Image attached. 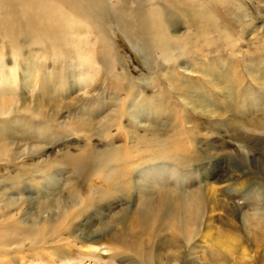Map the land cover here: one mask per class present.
<instances>
[{
	"label": "bare ground",
	"instance_id": "bare-ground-1",
	"mask_svg": "<svg viewBox=\"0 0 264 264\" xmlns=\"http://www.w3.org/2000/svg\"><path fill=\"white\" fill-rule=\"evenodd\" d=\"M151 2L0 0V72H10V76L5 79L0 75V122L19 111L26 115L29 124H45L39 127L42 130L49 128L52 136L60 130L63 136L70 134L69 137L73 139H81L87 149H93L90 142L94 137L105 140L108 145L107 149L94 150L93 155L87 156L81 151L70 157V162L64 161V167L71 172V180L62 188L52 185L53 181H48L49 187L42 192L48 196L45 200L33 199V204L28 203L25 208L22 206L24 200L18 204L10 197L2 198L0 264H11L9 258L16 253L21 254L24 249L38 252L46 251L48 246L52 249H70L76 239L90 242L93 247L103 246L105 252L110 251V257L119 258L120 253L123 256L130 253L136 257L137 264H153V253L156 251L158 255V251L165 248L172 251L173 263L176 264L180 248L190 247L196 235L203 239L206 253L213 262L226 264L235 256L238 233H234L237 235L235 236L225 233V230H216L211 216L205 225V231L199 233L204 209L202 188L191 192L184 177L178 179L173 175L177 167H190L192 164L189 165V162L197 160L190 159L189 156L194 152L191 143L197 135L198 125L188 126V123L193 122L199 111L210 116L216 114L213 109L210 110L209 105L213 101L216 78H222L225 72L234 73L229 79H222V84L234 91V106L238 109L245 108L251 102L254 105L259 103V95L243 85H246V80L248 82L246 73L249 70L255 74L263 73L259 67L263 56L260 58L257 55L262 51L259 48L253 49L249 63L243 61L245 57H240L237 61L242 33H236V25L241 18H245L242 12L244 8H241L242 3L239 1ZM131 3L135 6H131ZM230 10H234L233 14L225 17V13ZM177 13L184 14L185 32L188 34L177 35L178 21H174ZM112 26L122 32L130 44L143 54L145 66L150 73L147 88L153 90L152 95L145 94L141 86H138V80H132L123 66L124 61L109 34ZM29 58L34 61L32 64H28ZM198 60L202 62L197 64ZM184 63L191 64L188 68L195 73L202 71V76L195 81L196 85L198 81L201 88L191 92L195 95L191 101L177 96L179 104L174 103L176 112L170 114L166 111L167 106L172 104L169 100L170 89L174 91L181 83L180 78L185 77L182 75ZM245 63L248 64V71L240 73L239 69ZM27 65L28 68H25ZM119 65L123 67L118 73ZM6 66H9L8 69ZM21 67L26 70H20V75L18 69ZM169 71L173 73V79L167 75ZM89 74L90 77L87 78ZM75 75L86 78L80 83L98 81L103 86V89L94 91L95 101L89 109L93 116L105 115L102 121L95 122L89 115L83 121H71L62 126L55 116L59 111L69 112L74 109L75 102L65 105L64 109L53 110V115H50L46 113L44 99L39 100L35 96L32 103L28 97L23 100L16 97L22 76L28 79L29 86H33L34 90L36 87L42 88L46 80H50L51 84L57 83L62 95L67 94L78 82ZM248 75L253 83L261 81L255 78L256 75ZM5 80L12 85L9 90L3 88ZM101 92H108L109 100L112 101L104 112L102 104L105 102L101 99ZM57 99L58 96L50 99L49 103ZM259 111L262 112L260 119L254 118L246 122V130L257 133L254 143L261 144L241 147L237 155L241 162L258 168L264 176V107ZM80 112L87 115L83 108ZM143 119L152 120L155 127L146 125L148 135L138 136L135 131L145 127L140 125ZM125 122L130 123L132 128L127 127ZM75 123L79 124L76 126ZM237 137L241 140L243 138L240 135ZM116 142L121 143L116 145ZM143 143L149 151L143 146L140 148ZM43 147L42 143L32 145L30 149L27 148L30 151L28 155H35ZM255 151L257 155L248 156L247 152ZM18 153L0 142V168L12 165ZM135 157H140L141 160H136ZM171 163H175L177 167ZM228 168L233 172L237 170L236 166L234 169L232 166ZM50 170L52 169L49 168L48 171ZM31 183L36 186L38 184L34 181ZM22 185L24 183L19 182L15 186L19 188ZM240 188H232L231 192L225 194L223 209L230 217L242 208L237 204L238 200L246 201L245 196L238 193ZM210 191L215 193L214 189ZM254 191L257 192L255 189ZM114 199H133V207L110 214L107 222L100 221L97 224L90 221L91 216L87 215L93 209H101L104 205L110 207L114 204ZM260 202V199H256L251 204L260 205ZM23 209L27 210L26 214L22 212ZM32 210L37 213L35 218H31L34 217ZM21 212V215H27L25 224L20 222ZM211 212H214L213 208ZM42 213L46 216L42 217ZM261 215L256 210L253 219L250 218L247 222L256 220L257 224ZM84 218L92 226L84 224ZM94 224L96 229L92 231ZM76 231H81L84 236H74ZM155 263L162 264L161 260Z\"/></svg>",
	"mask_w": 264,
	"mask_h": 264
},
{
	"label": "rangeland",
	"instance_id": "rangeland-1",
	"mask_svg": "<svg viewBox=\"0 0 264 264\" xmlns=\"http://www.w3.org/2000/svg\"><path fill=\"white\" fill-rule=\"evenodd\" d=\"M151 1V3L154 2V0ZM236 1L242 3L240 4L242 6L241 8L245 9H242L245 18H241L236 25V33H242L240 36L242 38L239 42L240 45L238 44L240 53L236 55L237 61H239L240 57H245L243 61L249 63L251 58L250 54H252L251 51H253V49L259 48L262 51L261 54L257 55H259L260 58L261 55L263 56V62L259 66L260 71L263 73L255 74L249 70V72L246 73L248 76V82L246 80L244 82L246 85H243L244 87L248 86V88L255 92L256 95L258 94L260 101L256 105L251 102V104H248L245 108L241 109L240 107L238 109L234 106L236 102V97L233 96L234 91L230 87L225 88L222 84V79H229L234 73L225 72L222 78H216L215 82L217 83L213 86L215 92L213 101L209 104L211 106L210 110L213 109V112H216V114L214 116H210L208 113L199 111L193 122L188 123V126L198 125V129L196 131L197 135L191 143L194 152L190 153L189 156L190 159L197 160L192 163H190V161L189 165H192L184 168L177 167L175 163L171 164L178 168L173 176L178 179L184 177L189 191L194 192L198 190V188H202L204 209L201 213L202 220L200 221L201 223L198 228L199 233L200 231L202 232V230L205 231V225L211 218V222L213 223L212 225L216 230H225V233H232V235L238 233V236L235 235L237 236V240L239 239L238 241L236 240V254L233 258L229 259L226 264H264V176L258 168L241 162L237 155V151L241 147H247L248 145L252 147L254 145L258 146L261 144V142L260 144L254 143V137L257 136V133L248 132L246 130V125L254 118L260 119L262 112L259 110L264 107V0ZM134 3H131V6H135ZM233 12L234 10H230V12L225 13V17H230ZM174 19L173 20L175 22L178 21V28L176 26L177 35H184L185 33L188 34V32H185L184 14L177 13L174 16ZM7 22L10 23L9 20H7ZM241 28H244V33ZM110 31L112 32H109L111 39L114 41L120 58L124 61L123 66L130 74L131 79L138 80L137 84L138 86H141L140 88L141 90H144L143 92L145 94L152 95L153 90L147 88L150 82V73L147 71L145 66L143 54L137 48L132 46L129 40H127L122 32H120L116 27L112 26ZM4 46L5 45H3L2 48H4ZM27 61L28 64H32L34 62L30 58ZM201 62L202 61L200 60L196 61L197 64H200ZM247 63H245L246 66L244 65L242 66V69H239L241 71L240 73L248 71ZM234 65H236V63H234ZM123 66L119 65L117 67L118 73L121 71ZM189 66H191V64L189 65L184 63V74L182 75H185V77L183 76V78H180L181 83L178 84L177 88L175 87L174 91L173 89H170L171 95L169 100L172 104L168 105V108L166 109V111H169L170 114L176 112L174 106L179 104L177 96L180 95V98L191 101V98L195 96L194 93L191 94V92L201 88L198 81L197 85L195 81L197 78L202 76V71L197 70L198 72L195 73L188 68ZM8 67L9 66H6L7 69ZM22 67L18 69L19 74L21 73L20 70H26ZM25 68H28V65L25 66ZM7 71L0 72L3 79H5L6 76H10V72ZM248 74L256 75L257 77L255 78L261 81L257 80V82H251ZM167 75H169L171 79L174 78L173 73L170 71ZM75 76H77L76 78L78 79V82L74 84V87L71 88L67 94L63 93L62 95L60 94L61 90H58L57 83L51 84L50 80H46L41 86L42 88L36 87L34 90L33 86H29L27 82L28 79L25 76H22L20 78L21 81L18 84L20 87L17 91L16 97L21 100L28 97L32 103L36 97L39 100L44 99V105L47 106L46 113L50 115L53 113V110L58 111L64 109L65 105H71L75 102L74 109H71L69 112L59 111L57 116H55L56 119L58 118V122L62 126L71 121H83L89 115L95 120V122H99V120L102 121L105 115L98 117L93 116V112L89 109L92 106V102L95 101L94 96H96V94L94 91L96 89L100 90V88L103 89V86H101L98 81L93 83L88 82L87 84L80 83L79 81H85L86 78L83 79V77L78 75ZM88 77H90V74L87 75V78ZM234 84H236V82ZM11 86L12 85L11 83L9 84L8 80H5L3 83V88L7 90H9ZM243 86L241 89L244 88ZM43 88L44 90H42ZM56 88L57 92H55ZM106 89L108 90V88ZM180 90L181 92H179ZM7 92L8 91H6V93ZM108 92H101V99L105 102L103 103L101 101V103H103V112L107 111L108 105L111 106L112 103V101L110 102L109 100L110 95ZM57 96L58 99L56 101L49 103L50 99ZM82 108L87 111V115L80 112ZM11 115L12 116H10L9 119H1L0 142L12 147V151L19 153L18 156L14 158V163L12 165L0 168V201L2 198L10 197L13 201L20 204V202L24 200V205L22 206L26 208V204H33V199L35 200L37 198H41L45 200L48 196L42 194V192L44 189L49 187L48 185L50 183H48V181L51 180L53 181L52 185L56 184L58 188H62L65 183L71 180V172L69 171V168L64 167V161L65 163L70 162V157L77 155V153L81 151H83L85 155L90 156L93 155L94 150L108 148L105 140L94 137L90 142L93 149H87L81 139H79L80 141L77 140L78 138L73 139V137H69L70 134H65L63 136V132L55 128L59 134L56 131L57 135L55 134L52 136L50 135L49 128L47 130H42V128L39 127V125H45L42 122L29 124L28 118L22 112L18 111L16 114ZM151 116H154V114H151ZM125 123L127 127L132 128L130 123ZM125 123H123V126ZM78 124L79 123H75L76 126ZM140 125L141 127H145L136 129L135 132L138 136L144 134L148 135L146 130L148 129V126L151 125V127H155L150 119L147 121L144 119L141 120ZM28 126H30V128H28ZM142 131L144 133H142ZM236 134L243 137L242 140L239 139ZM38 137H43L44 139L40 140ZM136 142L133 143L136 144ZM36 143H42L44 145L43 149H40L35 155H28L30 151H28L27 148L30 149V147ZM120 143L121 142H116V145H119ZM142 146L143 148H147L145 143H143L140 148H142ZM147 149L149 151V148ZM182 152L183 150L180 153ZM247 153L248 156L251 157L254 156V154H258L257 151L254 153ZM135 159L141 160L140 157H135ZM228 165L232 166L233 169L234 166H236L237 170L235 172H233V170L230 171ZM49 168L52 170L48 171ZM27 174H29V177ZM32 181L38 183L37 186L33 185V183H31ZM19 182L24 183V185L19 186L18 188L15 185ZM235 187H241L238 193L239 195H244L246 201L243 202V200H238L237 204L242 206V208L239 211H236L234 213L235 215L230 217L223 209V205L225 203L224 198H226L225 194L231 192L232 188ZM210 189H214L215 193L210 191ZM254 189L257 190V192H255ZM256 199H260L261 204L253 206L251 203ZM114 201L115 199L112 202ZM245 203H248V205ZM211 206L214 209L213 213L211 212ZM131 207H133V199L128 201L116 200L114 204L110 205V207L104 205L101 209H93L87 216H91L90 221L93 220L98 224L100 221L107 222L110 214L119 212L121 209H128ZM256 210H258L260 214L262 213L259 218L260 222H257L256 224V220H252L248 223V219L254 217ZM22 212L26 214L27 210L23 209ZM22 212L20 213L19 218L20 222L25 224L27 223V215H21L23 214ZM31 212L34 214V217L32 216L31 218H35L37 213L35 210H32ZM41 216L45 217L46 214L42 213ZM82 221L84 224L92 226L91 222L87 218H84ZM252 223H254L253 227ZM233 225L237 227L234 228ZM247 225L249 227H247ZM95 226L96 224L92 227V231L96 229ZM80 232L81 231H76L74 236L81 235ZM98 233L103 236L105 235L103 232ZM82 236L84 235H81V237ZM165 239L168 240L166 236ZM104 250L103 246L93 247L90 242L76 239L75 242L72 243L70 249H65V247L52 249L51 246H48L46 251L39 250V252L24 249V251H21V254H13L12 258H9L8 261L9 263L11 262V264H129V261H132L131 264L138 263L136 262V257L130 253L125 254L124 256L120 253V257L116 258L110 257V251L105 252ZM155 252L153 253V264H158L155 262H160V260L162 264H175L173 263V255L171 254L172 251L169 248L158 251V255H160V257ZM243 253L245 254L242 255ZM177 255H179V258L176 264H218L217 262H213L211 260L210 255L206 253V245L203 244V239H200L197 235L191 246L181 247Z\"/></svg>",
	"mask_w": 264,
	"mask_h": 264
}]
</instances>
